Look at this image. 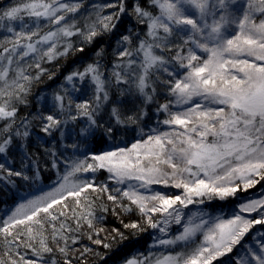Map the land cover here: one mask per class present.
Listing matches in <instances>:
<instances>
[{
	"label": "snow or ice",
	"instance_id": "1",
	"mask_svg": "<svg viewBox=\"0 0 264 264\" xmlns=\"http://www.w3.org/2000/svg\"><path fill=\"white\" fill-rule=\"evenodd\" d=\"M0 264H264V0L0 2Z\"/></svg>",
	"mask_w": 264,
	"mask_h": 264
},
{
	"label": "trees",
	"instance_id": "2",
	"mask_svg": "<svg viewBox=\"0 0 264 264\" xmlns=\"http://www.w3.org/2000/svg\"><path fill=\"white\" fill-rule=\"evenodd\" d=\"M0 2H3V0H0ZM111 219V218H110Z\"/></svg>",
	"mask_w": 264,
	"mask_h": 264
}]
</instances>
